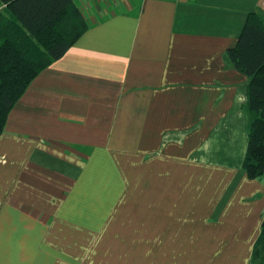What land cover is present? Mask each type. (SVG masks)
Returning <instances> with one entry per match:
<instances>
[{"label":"crops","instance_id":"obj_1","mask_svg":"<svg viewBox=\"0 0 264 264\" xmlns=\"http://www.w3.org/2000/svg\"><path fill=\"white\" fill-rule=\"evenodd\" d=\"M73 2L87 28L0 132V264H264L226 58L264 0Z\"/></svg>","mask_w":264,"mask_h":264},{"label":"trees","instance_id":"obj_2","mask_svg":"<svg viewBox=\"0 0 264 264\" xmlns=\"http://www.w3.org/2000/svg\"><path fill=\"white\" fill-rule=\"evenodd\" d=\"M0 132L31 79L60 58L87 28L73 0H0ZM226 58L248 81L243 106L248 177L264 174V15L251 13ZM264 231V216L262 220Z\"/></svg>","mask_w":264,"mask_h":264},{"label":"rangeland","instance_id":"obj_3","mask_svg":"<svg viewBox=\"0 0 264 264\" xmlns=\"http://www.w3.org/2000/svg\"><path fill=\"white\" fill-rule=\"evenodd\" d=\"M262 176H264V174Z\"/></svg>","mask_w":264,"mask_h":264}]
</instances>
